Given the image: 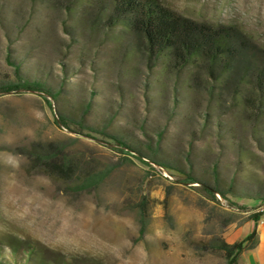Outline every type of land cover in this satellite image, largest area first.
I'll return each mask as SVG.
<instances>
[{
    "label": "rangeland",
    "instance_id": "obj_1",
    "mask_svg": "<svg viewBox=\"0 0 264 264\" xmlns=\"http://www.w3.org/2000/svg\"><path fill=\"white\" fill-rule=\"evenodd\" d=\"M82 1L72 10L69 0H0V81L17 78L10 55L62 87L57 99L0 92V244L19 243L50 264H228L216 240L233 243L254 227L264 235V215L251 219L262 208L250 207L264 194V108L246 109L241 94L219 89L205 72L199 85L193 69L164 72L117 30L94 26ZM160 1L197 21L235 25L264 49V0ZM60 112L69 126L57 122ZM85 125L124 136L148 162ZM43 144L62 147L76 177L104 172L105 179L76 191L72 173L41 172L28 151ZM188 174L196 182H185ZM210 187L227 195L216 200ZM141 201L150 214L144 234ZM258 239L238 264L264 263Z\"/></svg>",
    "mask_w": 264,
    "mask_h": 264
},
{
    "label": "trees",
    "instance_id": "obj_2",
    "mask_svg": "<svg viewBox=\"0 0 264 264\" xmlns=\"http://www.w3.org/2000/svg\"><path fill=\"white\" fill-rule=\"evenodd\" d=\"M70 9L75 5L82 6V0H69ZM88 4V3H87ZM84 6V5H83ZM88 12L90 22L104 30H117L121 36L128 38V43L140 53H143L149 62L156 66L159 64L166 73H182L187 69L195 70L194 81L198 74L205 72L218 83V88H230L235 94H241L243 105L246 109H252L259 113L264 108V49L257 46L248 35L239 27L229 24L213 25L201 22L185 16L160 0H89ZM8 60L15 65V80L0 81V92L17 90L40 91L57 99L61 96L62 87H54L50 83V77L44 79L35 74L26 72L21 63ZM196 82V83H195ZM195 85H199L195 81ZM247 88V94H242V89ZM52 106V102L46 99ZM92 101V100H91ZM88 101L83 103V109L90 112L94 105ZM69 119L65 113L57 117V122L63 126H69ZM79 126L84 127L83 123ZM95 133L104 134L112 138L121 152L127 156L135 157L143 162V155L130 140L124 136L111 135L94 126L85 125ZM160 135V134H159ZM160 137L156 143L150 145L154 154L160 146ZM31 163L41 172L50 170L61 173H72V188L76 191H89L98 186L106 177L104 172H83L79 177L75 176L76 166L67 157L64 149L59 145H33L29 149ZM162 167L169 168L172 163L167 160L156 161ZM176 166V165H173ZM177 170H182L176 167ZM49 174V173H46ZM74 174V175H73ZM187 183L196 182V177L188 174ZM206 191L212 198L227 195V192L210 187ZM254 205L251 208L264 206V194L251 197ZM147 213V215H146ZM264 211H258L251 219L258 221ZM150 214L144 201L139 204L140 232L144 234ZM147 218V219H146ZM259 244L258 232L254 227L242 239L228 243L224 239L216 240L213 246L224 252L228 264H238L239 256L248 250L254 249ZM19 243H11L10 249L0 244V264H50L44 254L34 252L26 247H20ZM25 252L24 255L23 251ZM11 253L12 260L7 259V252ZM88 259L84 264H93ZM76 264V263H70ZM264 264V263H263Z\"/></svg>",
    "mask_w": 264,
    "mask_h": 264
},
{
    "label": "crops",
    "instance_id": "obj_3",
    "mask_svg": "<svg viewBox=\"0 0 264 264\" xmlns=\"http://www.w3.org/2000/svg\"><path fill=\"white\" fill-rule=\"evenodd\" d=\"M259 235H260V246L262 247V256H264V235H261V232L259 231V228L257 229Z\"/></svg>",
    "mask_w": 264,
    "mask_h": 264
},
{
    "label": "built area",
    "instance_id": "obj_4",
    "mask_svg": "<svg viewBox=\"0 0 264 264\" xmlns=\"http://www.w3.org/2000/svg\"><path fill=\"white\" fill-rule=\"evenodd\" d=\"M261 208H262L261 210L264 211V206ZM261 224H264V220H261Z\"/></svg>",
    "mask_w": 264,
    "mask_h": 264
}]
</instances>
